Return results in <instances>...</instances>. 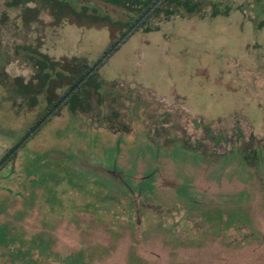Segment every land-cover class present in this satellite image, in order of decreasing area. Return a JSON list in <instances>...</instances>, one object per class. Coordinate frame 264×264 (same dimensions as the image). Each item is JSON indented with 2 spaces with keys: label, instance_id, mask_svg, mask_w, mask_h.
Listing matches in <instances>:
<instances>
[{
  "label": "rangeland",
  "instance_id": "374dc122",
  "mask_svg": "<svg viewBox=\"0 0 264 264\" xmlns=\"http://www.w3.org/2000/svg\"><path fill=\"white\" fill-rule=\"evenodd\" d=\"M10 1L0 161L46 110L16 92L41 61L23 47L98 61L131 14ZM201 1L159 35L143 33L165 21L151 16L87 80L88 101L68 97L0 168V264H264V0ZM25 7L38 10L26 26Z\"/></svg>",
  "mask_w": 264,
  "mask_h": 264
},
{
  "label": "trees",
  "instance_id": "16d2710c",
  "mask_svg": "<svg viewBox=\"0 0 264 264\" xmlns=\"http://www.w3.org/2000/svg\"><path fill=\"white\" fill-rule=\"evenodd\" d=\"M98 1L104 4H107V5L113 6V7L123 8L131 13L129 14V17H130L129 22H127V24H124L123 29L120 32V36H122L125 33V31L128 28H130V26H132L134 22L138 20L153 5V3L156 0H98ZM59 3L60 2H58L57 4L58 7L60 8L64 7L65 9H69V12L71 13L74 12L73 10L70 9L69 5L66 4L65 2H62L63 7L61 6V3L60 4ZM20 4H21V0H11L10 2L6 4V6L8 8H15L19 6ZM204 6L205 4H203L201 0H161L160 3L155 8H153V10L149 13V15L146 16L144 20L120 43V45L124 43L131 34L137 31V29L144 27L147 20L153 15H156V16L162 15L164 19H169L170 17H174V16L184 17L186 15L200 14V13L202 14L205 9ZM216 6L217 4H214V3L211 4V7L214 11H215ZM85 10L86 9H82L78 13V15L86 17V18L90 17L84 12ZM37 15H38V10H36L35 8L25 7L21 14V21L23 25L26 26L29 23V21H31V19H36ZM95 17L99 21L100 24H105V23L109 25L114 24L106 16L104 17L95 16ZM57 19H60V17L59 18L57 17ZM6 20H7L6 15L1 14L0 15V25H4ZM151 29L152 28H148L145 31H150ZM118 39L119 37L114 38L109 44L108 48H110ZM120 45L117 46V48L111 54H113L116 50H118ZM23 49L24 51L26 50L28 54L39 57L41 61L36 62L38 65L39 71H38L36 78L33 81L22 83V80L20 78L14 79L16 83L15 85L17 87L16 92L20 96L31 97L32 100H29V102L32 105H34L35 100H36L33 96L42 94L46 101V110L44 114L42 115V117L45 116L47 112H49L61 100V98H63L97 62V61L87 62L86 60L79 59V58H73L70 60L64 59L60 63L52 62L46 56H43V55L41 56L38 53L37 49H33L30 47H23ZM106 59L101 62V64L71 93V95L79 93L81 89H83L87 97L86 101H88L90 97L89 95L90 86L88 85L87 80L95 74V72L106 61ZM55 67L58 68V71H55ZM37 79L39 81L36 84H34V81L36 82ZM60 79H62L64 82L60 81ZM65 82H68V83H65ZM20 87L23 89H26V91L21 92ZM59 87L66 88V90L64 91L62 95H57L55 93V90ZM60 106L51 115L55 114L60 108ZM41 118L38 121H36L34 124H32V126L28 129L26 134L41 120ZM49 118L50 116L46 119V121ZM22 138H20V140ZM14 156L15 154L11 156L10 158H8L3 163V165H5ZM3 165L1 167H3Z\"/></svg>",
  "mask_w": 264,
  "mask_h": 264
},
{
  "label": "water",
  "instance_id": "95a60500",
  "mask_svg": "<svg viewBox=\"0 0 264 264\" xmlns=\"http://www.w3.org/2000/svg\"><path fill=\"white\" fill-rule=\"evenodd\" d=\"M160 1L161 0H156L153 5L101 56L93 67L79 80V82H77V84L63 98H61V100L49 112H47V114L43 116L41 120L6 154V156L0 161V167L8 158L16 153V151L37 131V129L71 95V93L117 48V46L120 45V43L144 20V18L149 15V13L160 3Z\"/></svg>",
  "mask_w": 264,
  "mask_h": 264
},
{
  "label": "crops",
  "instance_id": "0c3cea01",
  "mask_svg": "<svg viewBox=\"0 0 264 264\" xmlns=\"http://www.w3.org/2000/svg\"><path fill=\"white\" fill-rule=\"evenodd\" d=\"M107 5V4H106ZM110 6V5H109ZM180 19L182 18V19H185L186 17L184 16V17H179ZM176 18H175V16L174 17H170L169 19H165V21H163V22H161V23H159V24H157L153 29H151L150 31H144L143 33H145L146 35H150V34H156V35H159L160 34V32H162L161 31V25L162 24H166V25H169L170 23H171V21H173V20H175ZM177 19H178V16H177ZM202 20V19H201ZM171 25V24H170ZM101 26L102 27H104V24H101ZM106 26V25H105ZM143 33H142V35H143ZM162 39L164 40V42H165V40L166 39H169V37H167L166 36V34H163L162 35ZM143 43V42H142Z\"/></svg>",
  "mask_w": 264,
  "mask_h": 264
}]
</instances>
